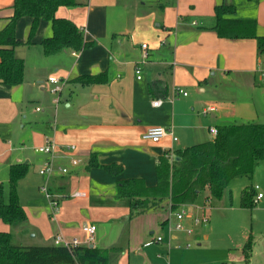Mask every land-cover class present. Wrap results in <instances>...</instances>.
Listing matches in <instances>:
<instances>
[{
	"label": "crops",
	"instance_id": "obj_1",
	"mask_svg": "<svg viewBox=\"0 0 264 264\" xmlns=\"http://www.w3.org/2000/svg\"><path fill=\"white\" fill-rule=\"evenodd\" d=\"M157 1L76 0L78 6L60 7L56 16L74 23L84 32L85 41L93 43L75 55L69 49L45 54L42 42L53 36L51 22L40 21L30 38L33 19L18 20L16 36L25 44L14 51L25 62V78L18 86L0 83V184L7 185L11 166L31 164V149L42 155L45 163L49 156L37 149L47 140L57 146L53 155L55 165L66 167L69 172L57 173L49 180L51 191L65 199L56 216L52 217L45 200L31 194V207L23 205L20 198L27 221L10 226L0 220V232L10 233L14 245H53L57 235L77 238L85 245L82 227L94 225L96 233L102 228L106 234L93 247L118 252L119 257L110 256L112 264L116 260L119 261L115 264H141L138 259L144 264H173L172 242L177 238L170 235L169 228L166 231L172 215L165 213L161 217L158 210L132 218L130 200L118 195V184L138 179L146 187H155L156 167L164 153L184 150L188 144L204 140L212 128L220 127L207 126L199 115L178 113L177 109L188 103L193 111L200 107L205 118L211 115V121L221 124L233 113L235 118L244 117L240 112L251 120L260 117L256 106L249 102L235 106L233 113L227 112L230 98L225 91L220 98L228 104L219 108H205L206 103L199 97L179 104L176 102L188 95L173 101L171 98L180 87L201 88L212 77L237 88L261 89L257 40L221 39L213 28L217 23L216 7L228 4L236 9L228 18L256 20L258 35L264 37V0H162L164 9L155 5ZM13 3L14 0H0V31L12 16ZM171 13L176 14L174 23ZM143 44L148 46L145 63ZM137 65L142 70L141 79L136 74ZM102 74L107 80L105 84L81 86L73 82L79 77ZM51 78L65 82L61 94L51 92ZM37 100L40 106H33ZM157 100H162V104L156 107L153 102ZM205 110L208 112L204 113ZM180 117L186 118L181 119L184 124L176 125ZM153 127L173 130L177 141L171 137L157 144L143 140V134ZM181 129L189 132L185 140L178 135ZM71 146L76 149L72 151ZM92 157L97 167L90 165ZM73 158L81 159L78 166L72 164ZM111 165L120 166L121 173L107 171L105 167ZM24 179L18 189L24 185ZM77 192H86L87 196L75 197ZM151 214L155 218H150ZM27 232L33 239L38 237V245L23 239L13 241L14 236ZM158 235L164 237L163 243L144 246ZM154 248L160 260L152 258V251L145 252Z\"/></svg>",
	"mask_w": 264,
	"mask_h": 264
},
{
	"label": "trees",
	"instance_id": "obj_2",
	"mask_svg": "<svg viewBox=\"0 0 264 264\" xmlns=\"http://www.w3.org/2000/svg\"><path fill=\"white\" fill-rule=\"evenodd\" d=\"M162 0L155 5L164 9ZM78 6L76 0H14L12 16L0 31V83L18 86L24 82L25 62L15 55V48L25 43L16 36L17 22L22 17L33 19L30 30L32 38L40 21L51 22L53 36L42 42L46 55L63 50L79 53L93 43H87L84 32L69 20L58 18L60 7ZM217 23L213 31L221 39H256L259 57L264 56V37L258 35V23L251 19L228 18L236 13L233 5L223 4L215 9ZM105 75L79 77L73 82L81 86L105 84ZM157 84H155V87ZM264 162V124L234 123L218 128L217 136L209 142L178 151H167L160 157L156 167L157 185L146 187L142 180L132 179L118 184V195L130 200L133 216L160 210L170 215L182 207L193 204L198 196L208 191L213 198H221L232 180L241 176H252L254 167ZM92 167L98 164L92 157ZM110 173L119 174L117 165L105 167ZM26 164L10 168L7 185L0 184V220L7 225L27 221V214L20 203L18 186L28 174ZM254 188L243 190L240 204L252 209L257 201ZM209 201V198H207ZM170 221V220H169ZM168 222V219L167 221ZM112 249H101L82 245L68 250L53 245L17 246L11 234L0 232V264H112ZM244 253L250 255L252 241L246 244Z\"/></svg>",
	"mask_w": 264,
	"mask_h": 264
},
{
	"label": "rangeland",
	"instance_id": "obj_3",
	"mask_svg": "<svg viewBox=\"0 0 264 264\" xmlns=\"http://www.w3.org/2000/svg\"><path fill=\"white\" fill-rule=\"evenodd\" d=\"M170 20L173 23L175 22V13L170 14ZM257 74L261 79L260 74L258 72ZM260 85L261 89L264 90V83L260 82ZM179 89L186 92L188 98L182 99L176 102V104H179L181 101L184 102V100L191 102L195 97H199L203 99L204 103H206L205 108L210 106L219 108L220 106H225L226 103L228 104V102L222 101L220 98L221 92L225 91L228 92L227 94L230 98L227 112L233 113V108L235 106L240 104L245 105L249 102L256 106L260 116L255 120H251L244 112H240L244 117L237 116L236 118L233 113L227 122L221 124L220 122L217 123L216 121H211V115L208 118H205V116L201 114L202 109L200 107L193 111L190 103L183 107V109H177L178 113L180 111H185L190 116L199 115L202 120H206L207 126H215V124H217L221 127V125L225 126L234 123H248L249 121L264 124V117H262V114L264 113V111L262 113V108L264 109V99L262 98L261 89L251 90L248 87L243 86L237 88L232 83L222 82L219 77H212V79L208 80V84L203 85L201 88L196 86L193 90H190L188 87H180ZM203 89H206V91L203 92ZM51 96H53V94H51ZM233 97L237 100H233ZM39 102L40 101L38 100L34 101L33 106H40ZM181 119L186 118L180 117L177 120L176 125L184 124ZM191 121L192 123H195L194 119ZM175 127H177V130H180L178 126ZM188 134L186 130L183 131L182 129L178 132V135L182 140H185ZM214 138L215 136L213 134L207 132V137L204 140L192 144L190 143L185 147L189 148L196 144L206 143L212 141ZM30 157L31 164H28L29 171L24 179V185H20L18 189L19 199H22L23 205L31 207L30 203L33 200L31 194H37L38 197H41L47 202L52 215V208L46 198L45 192L42 190V187L47 182V178L39 174L40 169L44 165V162H42V155L39 153L37 154L35 150L31 149ZM25 163L26 162H24V164ZM256 186L260 188L259 193L263 194V199L259 200L252 209L242 208L240 200L243 190L247 188H255ZM51 193H54L53 190ZM256 197L257 196L255 195V200ZM207 198H209V201H207ZM64 201L65 199L60 200V209ZM178 212H185V217L181 222V225L186 231L192 230V234L189 235L185 231L173 233V236L177 238L172 242V249L175 248L171 253L173 264H195L202 261L207 262V264H264V162L261 161L255 165L252 176H241L232 180L221 198L211 197L206 190L198 196L193 204L182 207ZM164 214L165 213L162 212L160 216L162 217ZM155 216L156 215L151 214L150 218L153 219ZM203 217H207L209 222L196 225L194 221L196 219H202ZM79 223L82 225L83 221L80 220ZM170 223L171 225L176 223L175 214L171 216L170 222L166 225V231H168ZM103 234L106 233L101 228V230L96 233L91 245L99 244V238ZM165 236L167 235L165 234ZM20 239H23L22 241H25V243L36 245H38L37 243L39 240L38 237L33 239L29 232L24 233L19 237L14 236L13 241L19 242ZM249 239L252 241V250L250 251V255L246 256L244 249L249 242ZM123 243L124 242L122 241V244ZM148 251L153 252L152 258L159 259V252L156 248L145 250V252ZM111 255V258L119 257L118 252L112 253ZM130 257L133 259V254H131ZM118 261L119 260H116V262L113 261V263H118ZM138 262L144 264L141 259H138Z\"/></svg>",
	"mask_w": 264,
	"mask_h": 264
},
{
	"label": "built area",
	"instance_id": "obj_4",
	"mask_svg": "<svg viewBox=\"0 0 264 264\" xmlns=\"http://www.w3.org/2000/svg\"><path fill=\"white\" fill-rule=\"evenodd\" d=\"M147 48H148L147 44L142 45V50H143L142 63H145L147 58H148ZM75 54L76 53H74V55ZM135 69H136V74L138 76V79H141V75H142L141 67L139 65H137ZM257 72L260 74L261 80L264 83V56L260 57L259 64L257 67ZM49 83L51 85V92L54 95L61 94V92L63 91L64 86H65L64 81H62L58 78H51ZM187 95L188 94L186 92H183L181 89H177L175 91V95L171 98V101H173L176 97H179V96L186 97ZM55 102L58 103L59 98L56 99ZM161 104H162V100H157V101L153 102V105L156 107L160 106ZM38 110H40V109H38ZM208 110H213V109L209 108ZM208 110H205L204 113H207ZM210 131L215 137L217 136V134H218L217 128H212ZM167 137H171L173 141H177V137L174 136L173 130L166 129L163 127L149 128L142 136L143 140L149 141V142L155 143V144L162 142ZM56 149H57L56 144L50 140H47V142L43 146H41L37 149L40 153H43V154H46L47 156H49V159L46 160L43 167L40 169L39 173L42 176L47 178V183L42 187V190L45 192L46 198L49 201L50 206L52 208V217L56 216V214H58V212L60 211L59 204H60V200L62 199L63 196L55 194V193H51V189L49 187V180L53 176H55L57 173L62 174V175H66L69 172L68 168L57 167L55 165V163L53 162V155L56 152ZM69 149L74 151L76 149V147L71 146V147H69ZM80 162H81L80 158H73L72 159V164L74 166H78L80 164ZM254 189L257 193L256 201L259 199H262L263 194L258 193L260 188L258 186H256ZM74 196L75 197H86L87 193L86 192H77L76 194H74ZM175 216H176V223L173 225H171V223H170V225H169L170 235H172V233L179 232V231H185L189 235H191L192 230L186 231V230H184L183 226L181 225V222L184 220V217H185V212H176ZM194 222L196 225L206 224L209 222V219L207 217H203L202 219H196ZM96 230H97V228L94 225H84L82 227V231L86 235V240L84 242L85 245H90L94 241ZM163 242H164V237L162 235H158L157 237H155L150 242H147L144 246L150 247V246L154 245L155 243H163ZM54 244L56 246H61V247L67 248L68 250H72L73 248L82 246L83 242H81L77 238L69 239L63 235H57L54 239ZM188 247H189V245H188Z\"/></svg>",
	"mask_w": 264,
	"mask_h": 264
},
{
	"label": "water",
	"instance_id": "obj_5",
	"mask_svg": "<svg viewBox=\"0 0 264 264\" xmlns=\"http://www.w3.org/2000/svg\"><path fill=\"white\" fill-rule=\"evenodd\" d=\"M90 247L92 248V247H93V245H90Z\"/></svg>",
	"mask_w": 264,
	"mask_h": 264
}]
</instances>
